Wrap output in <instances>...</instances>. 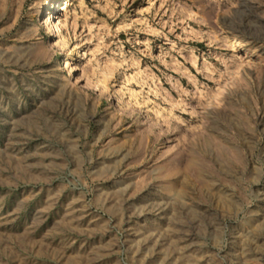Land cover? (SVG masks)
I'll return each instance as SVG.
<instances>
[{"label":"rangeland","instance_id":"obj_1","mask_svg":"<svg viewBox=\"0 0 264 264\" xmlns=\"http://www.w3.org/2000/svg\"><path fill=\"white\" fill-rule=\"evenodd\" d=\"M44 1L0 0V264H264V0Z\"/></svg>","mask_w":264,"mask_h":264},{"label":"bare ground","instance_id":"obj_2","mask_svg":"<svg viewBox=\"0 0 264 264\" xmlns=\"http://www.w3.org/2000/svg\"><path fill=\"white\" fill-rule=\"evenodd\" d=\"M63 3H64V0H45L44 2H42L41 6L39 7V10H38V15H39L38 17H41L42 19L46 18L44 21L47 20V17L45 16L46 9L51 10L48 19H50V20L52 19V22H53V26H51V28L53 27V31H52V38L53 39H56L57 37H59L61 35V32H62V24H61V22L59 20V16L57 15V12L55 10L59 5L61 6ZM231 42L238 44L239 40L237 38H232ZM55 43H57L59 45L58 41ZM65 54L63 57L64 67H65L64 69H67L69 71L70 75H73L74 68H73L72 64L69 62L68 57ZM77 56H78V62L79 61L81 62V60L83 58L82 55L77 54ZM198 161H199V159L195 163L194 162L193 163L197 164Z\"/></svg>","mask_w":264,"mask_h":264}]
</instances>
